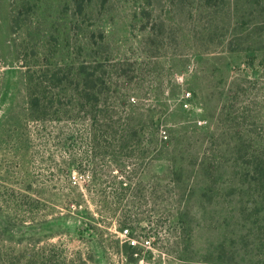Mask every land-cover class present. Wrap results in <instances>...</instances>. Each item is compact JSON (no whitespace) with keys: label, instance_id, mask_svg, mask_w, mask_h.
Wrapping results in <instances>:
<instances>
[{"label":"rangeland","instance_id":"obj_1","mask_svg":"<svg viewBox=\"0 0 264 264\" xmlns=\"http://www.w3.org/2000/svg\"><path fill=\"white\" fill-rule=\"evenodd\" d=\"M193 1L0 0V264L236 262L219 240L253 232L244 210L264 206V27L208 34L213 11ZM92 46L106 78L131 80L96 118L31 117V66Z\"/></svg>","mask_w":264,"mask_h":264},{"label":"trees","instance_id":"obj_2","mask_svg":"<svg viewBox=\"0 0 264 264\" xmlns=\"http://www.w3.org/2000/svg\"><path fill=\"white\" fill-rule=\"evenodd\" d=\"M77 1L79 0H73L75 5ZM89 1L90 7H93L94 0ZM191 1L194 2L193 0ZM200 1L202 2L201 6L204 10L209 11L212 9L216 20V25H214L212 30H209L208 34H214L216 32L215 26L222 21L228 22L231 27L234 26L233 29L235 30L239 27L255 25H262L264 27V0ZM234 35L237 34L234 33ZM262 37L260 36V38ZM231 40L234 41L235 36H232ZM91 50L93 52L89 54L91 60L88 62H81L80 64H76L74 61L57 62L49 64L47 68H42L39 64H33L31 66L30 72H28L29 78L27 85L28 103L31 106L29 113L31 117L36 120L54 119L55 117L59 118L64 112H73L74 115H78L82 110H86L87 112H91L96 118L102 111L98 108L102 101V95L105 96L119 92L121 88L118 79L121 78L125 83L131 80L125 74H119V78H117L113 70H111L113 75L109 73L108 78H106L105 73L108 69L107 62L104 59L105 57L99 54L100 51L98 49L96 50L95 46H92ZM256 55L257 53L254 54V56ZM38 71L41 72V76L38 77L39 79H33L31 76ZM105 88H107V91L104 90ZM32 111L36 115H33ZM95 127H99L100 129L102 126L95 124ZM161 129V126L157 125L153 130L152 143L156 144V148L158 143L166 142L161 137ZM134 135L136 133L133 130L129 134H124L123 132L120 135H116L115 133L111 134L112 141H108L107 145L109 146L110 143L116 141L123 146ZM95 137L97 138L99 135L95 134ZM120 184L122 185L123 181H120ZM127 188L124 187V189ZM244 211H249V216L254 214L262 218L251 222L255 226L253 232L246 230L243 233L241 232V230H244L243 223L239 221L243 220L244 216L238 210L236 219L241 224L240 229L233 233L234 236L223 235L219 240V243L222 245H229L232 248L234 255L237 256L236 262L219 264H264V234L261 233L263 229L262 225L264 224V206L252 204V207L246 208ZM256 240L258 241L256 242ZM243 256L248 257L249 260L247 262H240L239 258ZM256 257L260 258L255 260ZM182 264L217 263H201L185 260Z\"/></svg>","mask_w":264,"mask_h":264},{"label":"built area","instance_id":"obj_3","mask_svg":"<svg viewBox=\"0 0 264 264\" xmlns=\"http://www.w3.org/2000/svg\"><path fill=\"white\" fill-rule=\"evenodd\" d=\"M187 95H190V92H187ZM124 235H126L127 238H130V236H129V234H128V228H125V229H124ZM132 241H134V240H132Z\"/></svg>","mask_w":264,"mask_h":264}]
</instances>
